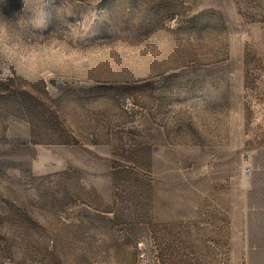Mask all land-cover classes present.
Here are the masks:
<instances>
[{"label":"rangeland","instance_id":"rangeland-1","mask_svg":"<svg viewBox=\"0 0 264 264\" xmlns=\"http://www.w3.org/2000/svg\"><path fill=\"white\" fill-rule=\"evenodd\" d=\"M263 120L264 0H0V264H247Z\"/></svg>","mask_w":264,"mask_h":264},{"label":"crops","instance_id":"crops-1","mask_svg":"<svg viewBox=\"0 0 264 264\" xmlns=\"http://www.w3.org/2000/svg\"><path fill=\"white\" fill-rule=\"evenodd\" d=\"M262 126L264 128V120ZM259 140L260 146L250 159L251 172L243 180L241 199L238 203L232 199L213 203L214 208L239 210L237 220L233 216L230 219V232L232 236L237 235L232 239L231 248L238 251L247 264H264V134Z\"/></svg>","mask_w":264,"mask_h":264},{"label":"built area","instance_id":"built-area-1","mask_svg":"<svg viewBox=\"0 0 264 264\" xmlns=\"http://www.w3.org/2000/svg\"><path fill=\"white\" fill-rule=\"evenodd\" d=\"M246 171L249 172L250 171V168L249 166L246 167Z\"/></svg>","mask_w":264,"mask_h":264}]
</instances>
